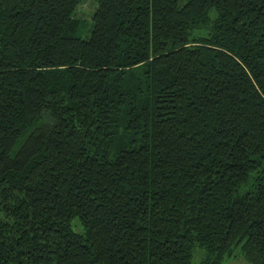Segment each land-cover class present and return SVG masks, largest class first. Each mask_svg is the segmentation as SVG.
Returning a JSON list of instances; mask_svg holds the SVG:
<instances>
[{"label":"trees","instance_id":"16d2710c","mask_svg":"<svg viewBox=\"0 0 264 264\" xmlns=\"http://www.w3.org/2000/svg\"><path fill=\"white\" fill-rule=\"evenodd\" d=\"M0 0V264H264V0Z\"/></svg>","mask_w":264,"mask_h":264},{"label":"rangeland","instance_id":"374dc122","mask_svg":"<svg viewBox=\"0 0 264 264\" xmlns=\"http://www.w3.org/2000/svg\"><path fill=\"white\" fill-rule=\"evenodd\" d=\"M97 0H81L75 10V15L80 16L81 18L89 21L91 13L95 10ZM221 264H251L248 259L242 254H235V257L232 256L227 258Z\"/></svg>","mask_w":264,"mask_h":264}]
</instances>
